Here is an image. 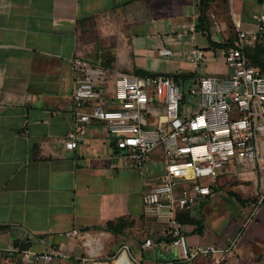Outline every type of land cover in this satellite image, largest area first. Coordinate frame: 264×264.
Here are the masks:
<instances>
[{
	"label": "crops",
	"instance_id": "0c3cea01",
	"mask_svg": "<svg viewBox=\"0 0 264 264\" xmlns=\"http://www.w3.org/2000/svg\"><path fill=\"white\" fill-rule=\"evenodd\" d=\"M259 13L264 0H0V264H80L83 258L82 264H105L95 260L118 258L125 245L121 255L133 264H192L166 241L142 246L145 234L158 229L142 194L163 170L151 175L160 148L140 174L117 153L101 121L89 125L76 148L65 146L73 125L72 59L91 63L86 76L105 88L115 72L166 74L186 88L194 76L228 74L225 48L238 28L257 29ZM165 47L172 53L161 54ZM196 48L204 52L198 61L189 57ZM246 52L250 63L263 57L264 39ZM150 111L154 124L164 106L152 103ZM251 201H240L246 205L237 207L236 220L246 222ZM262 212L250 224L249 241L264 256ZM110 221L121 223L118 233L105 229ZM182 223L191 244H229L212 242L204 225L200 231ZM235 246L241 257V245ZM12 249L52 259L29 262ZM146 250H158L159 259L145 261Z\"/></svg>",
	"mask_w": 264,
	"mask_h": 264
},
{
	"label": "built area",
	"instance_id": "2783aa9c",
	"mask_svg": "<svg viewBox=\"0 0 264 264\" xmlns=\"http://www.w3.org/2000/svg\"><path fill=\"white\" fill-rule=\"evenodd\" d=\"M256 18V30L238 28L225 48L228 74L194 76L186 88L166 74L121 72H115L111 87L105 88L86 76L91 63L72 59L73 125L64 138L65 146L76 148L88 136L89 125L101 121L114 137L117 153L140 174L152 152L161 150L163 170L142 194L145 213L153 217L158 229L145 234L143 247L156 245L157 239L166 241L185 262L229 255L236 240L222 247L191 244L178 218L181 212L199 211L201 203L215 194L217 179L229 166H243L256 179L257 204L245 223L264 202V71L249 62L246 52L264 39V13ZM160 53L172 52L165 47ZM203 55L196 48L189 57L198 61ZM152 103L164 106L154 124L148 119ZM71 234L76 235L77 230ZM12 250L29 262L52 259L51 254ZM126 250L125 245L118 257ZM85 261L87 258L80 264Z\"/></svg>",
	"mask_w": 264,
	"mask_h": 264
},
{
	"label": "rangeland",
	"instance_id": "374dc122",
	"mask_svg": "<svg viewBox=\"0 0 264 264\" xmlns=\"http://www.w3.org/2000/svg\"><path fill=\"white\" fill-rule=\"evenodd\" d=\"M160 163L153 165L152 174L160 172L163 169V162L159 160ZM162 162V163H161ZM145 171V167H144ZM148 172L146 171L144 174V178ZM156 177V176H155ZM216 195L211 197L212 199L208 202L203 203L204 210L203 214L199 207V211L196 213L198 216L203 215V225L206 227V232L208 234V238L212 240V242H221L223 241H231L236 240L234 246L237 248L238 245H241L240 253L241 257H237L234 254L233 248L229 255L225 257H198L197 259L191 261L192 264H264V256L259 255V247L258 242L255 244V249L252 250L251 246L254 242L250 240V224L255 218H261L263 216L264 211V202L262 208L259 212L253 213L251 220L249 219L247 223H242L241 220L235 219V213L237 212V207L245 206L246 204H242L239 199H254L248 203L252 204V210L257 204V199L255 198V190H256V179L253 175L245 169L243 166H234L223 169L217 179V189ZM262 204V203H261ZM260 204V205H261ZM259 207V205H258ZM252 210H247L246 214L249 215ZM195 214V215H196ZM256 214V215H255ZM255 215V216H254ZM264 218V217H263ZM257 223V222H255ZM214 236H213V235ZM245 243V245H243ZM250 245V248L246 246ZM243 246V248H242ZM157 249V248H156ZM136 255H141L139 252ZM229 257H233V260ZM99 258L96 259L95 262H103L105 264H113V260L116 259ZM143 258L145 261H154L159 259V252L155 250L144 251ZM109 260V261H108ZM94 262V261H93ZM189 263V262H188Z\"/></svg>",
	"mask_w": 264,
	"mask_h": 264
},
{
	"label": "trees",
	"instance_id": "16d2710c",
	"mask_svg": "<svg viewBox=\"0 0 264 264\" xmlns=\"http://www.w3.org/2000/svg\"><path fill=\"white\" fill-rule=\"evenodd\" d=\"M248 54V53H247ZM255 66L257 65L258 67H260V69L262 71H264V56L263 57H259L255 59V57L252 58V65ZM144 74H151V75H155L153 73H149V72H141L139 73V75H144ZM241 202H243L242 199H239ZM178 218L181 222L184 223H190V224H196L197 228L201 231L203 228V217L202 215H191L189 213V211L186 212H181L178 214ZM119 226H121V223H119V221L117 222H113L110 221L106 224L105 229L108 231H111L113 233H118L119 232Z\"/></svg>",
	"mask_w": 264,
	"mask_h": 264
},
{
	"label": "bare ground",
	"instance_id": "6f19581e",
	"mask_svg": "<svg viewBox=\"0 0 264 264\" xmlns=\"http://www.w3.org/2000/svg\"><path fill=\"white\" fill-rule=\"evenodd\" d=\"M115 264H133L125 255H121L115 260Z\"/></svg>",
	"mask_w": 264,
	"mask_h": 264
}]
</instances>
